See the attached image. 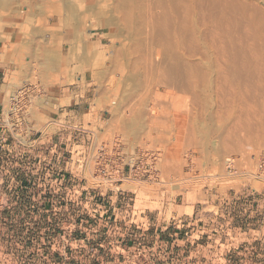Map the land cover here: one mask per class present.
<instances>
[{"label":"rangeland","instance_id":"1","mask_svg":"<svg viewBox=\"0 0 264 264\" xmlns=\"http://www.w3.org/2000/svg\"><path fill=\"white\" fill-rule=\"evenodd\" d=\"M27 1L0 4V41L6 37L0 48L8 51L14 45L18 47L17 61H29L24 76L17 73L19 65H13L15 86L7 93L9 100H2L0 112V264H35L42 259L40 255L48 256L41 264H264V169L261 178L252 175L257 161L264 160V10L258 16L247 10L251 26L245 22L241 26L244 32L240 28L243 37L250 27L255 39H248L254 46L246 43V36L241 41L252 53L258 50L251 53L256 59L247 60L249 53L242 55L243 62L247 60L242 74L252 75L249 80L255 84L245 88L252 99L242 88L251 99L249 106L256 110L252 109L254 116L250 107L246 109V98H242L244 103L235 99L242 93H235L234 88L229 91L224 83L216 84L215 74L210 86L188 80V87L186 79L166 71L169 61H163L164 68L152 72L154 75H138L132 68L135 76L130 78L129 70H123L137 54L142 55L138 45L144 35L142 19L149 16L151 21H162L158 16L163 17V7L171 17H181L185 9L181 1L186 5L188 0H174L180 1L172 3L179 4L178 13V7L170 4L173 0H162L160 8V0H132L125 7L130 11L118 8L114 16L120 24L129 22V26L123 24L132 32L126 34L128 39L111 35L120 25L104 27L109 16L97 14L101 8L112 7L114 0H102L92 9L87 8L94 4L92 0H53L59 7L56 12L50 0H32L40 6L31 4V8ZM241 1L259 5L256 0ZM148 5L152 8L149 15L145 12ZM155 22L148 32L160 40V23ZM168 33L165 37L170 35L172 40L184 38L173 27ZM89 40L99 43L95 57L89 47L88 52L84 49ZM182 51L177 50L181 60L186 52ZM52 54L58 56L57 62L46 65ZM9 56H3L5 64L11 63ZM158 56L156 60L162 53ZM257 75L261 86L253 80ZM240 80L245 81L239 78V84ZM95 98H99L98 104H94ZM240 102L244 109L238 107ZM236 106L252 117L247 112L241 113L247 119L240 117L242 111L235 112ZM230 107H234L232 115ZM143 153L153 156L152 161L146 160L151 163L150 174L132 176L127 166L123 170L121 164L119 170L109 166V174L117 182L96 184L103 157ZM227 154L245 159L241 169L248 174L226 176L223 160ZM20 190L24 196H12ZM93 191L104 192L106 197L95 196ZM176 203L185 205L186 214L193 211V215L189 225L182 218L180 234L167 236L168 240L158 231L164 216L158 219L156 211L167 218L176 216Z\"/></svg>","mask_w":264,"mask_h":264},{"label":"bare ground","instance_id":"2","mask_svg":"<svg viewBox=\"0 0 264 264\" xmlns=\"http://www.w3.org/2000/svg\"><path fill=\"white\" fill-rule=\"evenodd\" d=\"M8 1L9 0H0V4H2V5H9L10 4V2H9V4H8ZM12 1H14V0H12ZM27 1V0H26ZM32 1V0H31ZM30 0L29 1H27V2H25V4L27 5V3H28V5H27V7L30 5L31 6V4H32V6L34 5V6H36V7H38V6H40L39 4H38V6L37 5H35V4H33V1H32V3H30L31 2ZM37 1H39V0H37ZM41 1V0H40ZM43 1H46V0H43ZM48 1V0H47ZM53 0H50L49 1V3H52V4H54V2H52ZM93 2H94V4H92L91 6H88L87 8L88 9H92V8H96V7H98L97 6V4H99V3H101V1L102 0H92ZM131 1L132 0H114V5L112 6V7H104L105 9H106V11H104L102 8L100 9V10H97V14H105L106 13V15L107 16H109L108 18H106L105 17V19H106V23H104L103 24V26L104 27H109V26H119L118 27V29L119 30H117V32L116 33H111V35H121V37H122V39H126L127 38V36H126V34L128 35V33H130V35H132V32H131V30L130 29H128L129 31H126L127 29H125L124 28V25L123 24H127V22L126 23H121L120 24V21L117 19V17L116 16H114V12H118V8L119 9H124L126 6L129 8V6H128V4L129 3H131ZM146 1V0H145ZM144 1V2H145ZM151 1V0H150ZM161 2H159L160 3V5L158 4V6H159V8H160V6L162 5L163 6V3H164V1H162V0H160ZM170 1V0H169ZM181 1V0H180ZM180 1H176V2H179V4H180ZM183 1H187V0H183ZM241 1V0H240ZM254 1V0H253ZM16 2V1H15ZM35 2V1H34ZM137 2V1H136ZM175 1L173 0V1H171V3L170 4H172V3H174ZM175 2V3H176ZM242 2V1H241ZM239 2V0H188V3L185 5V3H183L182 1H181V3L182 4H184V7H182L181 5V7L184 9V10H182V11H184V13H183V15H181V17H178L179 15H177L176 14V11H174V13L177 15L176 17H171V15H170V11L168 12L167 10H165V8L163 7H161L162 9H164L163 11H162V9L160 10L161 12H163L162 13V15H163V17H161V16H158L159 18H161L160 20H162V21H164V22H162V21H159L156 17V19H157V21H159V22H155V21H151L150 20V18H149V16H146V19H142V23H143V27H144V30H143V32L142 33H144V37L142 36V38H139V40L140 39H142V40H140L139 41V43H138V45H139V48H142V50H140V51H142L141 53H142V55H138L137 54V56L136 57H134L135 59L134 60H132V61H130L128 64H129V67H127V65L123 68V70L125 69H128L129 70V72H128V77H133V76H135V74H133L132 73V71H131V69L133 68V69H135V72L138 74V75H140V73H144V74H151L152 72H156L157 70H159V69H161V68H164L163 66L161 67V64H163L164 62L163 61H169L168 63L169 64H167L166 65V68L165 69H167L166 71L167 72H174V74H176V76L177 77H179V78H181V77H183L184 79H186L187 81H186V83H187V86H188V80H189V83H190V81L191 82H193V84H198V85H201V84H206V85H208V86H210L209 84H211V83H214L213 82V80H211V78H212V74H215V77H214V79L215 78H217V80L218 81H216L217 83L216 84H218V82H220V83H224V85H226L227 86V88H228V86H230V88L228 89L229 91H230V89H232V88H234L236 91H235V93H238V92H240V93H242V96L244 95L243 94V89L242 88H244V90H245V88H247L248 87V89L249 88H252V87H254L255 86V84L254 83H252L249 79V77H252V75L251 76H249L250 75V72H249V77H247V75H245V74H242V73H244L242 70H245V68H246V65H244V63H246V61L247 60H249L250 58H252L251 57V49H250V47H251V45H252V43H253V41H249V39L251 40L252 39V37H253V35H254V33L252 34V37L250 36L251 35V33H252V31H251V29H249L248 27H247V29H245L246 30V43H248V41L249 42H251V44L249 45V43H248V45L250 46V47H247V45L246 44H243V40L245 39H243V37H245L244 35H243V37H242V35L241 34H244L243 32V30H242V28H241V26L246 22V24L245 25H249L248 23L251 21V13H249L250 14V16H248L247 15V10H249V11H251V10H253L254 12H252V14H255V16H258L260 13H263V10H264V0H256V4H259L258 6H252L253 5V3H255V2H251L252 3V5H249V4H246V3H244V2ZM11 3H13V2H11ZM30 3V4H29ZM45 4H46V2H44ZM137 3H139V2H137ZM141 3H143V2H141ZM146 3V2H145ZM144 3V4H145ZM148 3V2H147ZM146 3V4H147ZM19 3H17V5H18ZM41 4V3H40ZM179 4H176V6L174 5V4H172V5H174L173 7H174V9H175V7H178V9H176L177 10V13H178V11L180 10L179 9V6H177V5H179ZM256 4H254V5H256ZM20 5H22V4H20ZM19 5V6H20ZM44 5V4H43ZM135 5V4H134ZM137 5V4H136ZM31 6V7H32ZM155 6V5H154ZM157 6V5H156ZM186 6V7H185ZM5 8H6V6H4ZM10 7H11V5H10ZM31 7H28V8H31ZM43 7V6H42ZM42 7H39V8H42ZM52 7V11L53 12H56L55 11V9H59V7L56 5V4H54V6H51ZM9 8V7H8ZM14 8V7H13ZM17 8H18V6H17ZM16 8V9H17ZM128 8H125L126 10H128ZM172 8V7H171ZM32 9H34V8H32ZM131 9V8H130ZM130 9L128 10V11H130ZM137 10H138V8H136ZM145 9H147V10H145V12L147 11V15H149V10H151V9H149V5L147 6V8H145ZM30 10V9H29ZM140 10V9H139ZM142 10V9H141ZM172 10H173V8H172ZM27 11V10H26ZM34 11V10H33ZM121 11H123V13L124 14H122V15H126V12H124L125 10H121ZM132 11V10H131ZM181 11V12H182ZM248 11V12H249ZM30 12H31V10H30ZM116 12V13H117ZM138 12V11H137ZM141 12V11H140ZM180 12V11H179ZM130 13V12H129ZM129 13H127V15H129ZM136 13V12H135ZM142 13V12H141ZM27 14H30V13H27ZM41 14V13H40ZM137 14V13H136ZM156 14V13H155ZM185 14V15H184ZM118 15V14H117ZM144 14H142L141 16L142 17H145V16H143ZM145 15H146V13H145ZM154 15V14H153ZM138 16V15H137ZM140 16V15H139ZM253 16V15H252ZM254 16V17H255ZM261 16V15H260ZM131 17V16H130ZM66 18V17H65ZM122 19L124 18V17H121ZM127 18H129V16L127 17ZM199 18H200V20H199ZM255 18H257V17H255ZM261 18V17H260ZM260 18H257L258 20L260 19ZM262 18H263V16H262ZM120 19V18H119ZM131 19H133L132 17H131ZM139 19V18H138ZM124 20V19H123ZM122 20V21H123ZM128 19H126L125 18V21H127ZM146 20V21H145ZM263 19H261V21H262ZM131 21V20H130ZM140 21V20H139ZM144 21H145V23H144ZM255 21V20H254ZM154 22L156 23V24H158V23H160V24H158L159 26L157 27V28H159V29H157L158 31L157 32H159V34H161L160 36H162V38H164V39H160V40H155V38H153V36L151 35V34H149V32L151 31L150 30V25L152 24H154ZM162 22V23H161ZM256 22V21H255ZM140 23V22H139ZM258 23V22H257ZM263 23V22H262ZM128 24H129V22H128ZM127 24V25H128ZM162 24H164V25H167V27H164V26H162ZM259 24V23H258ZM264 24V23H263ZM97 25H100L101 26V23H98ZM127 25H125V26H127ZM136 25V24H135ZM140 25V24H139ZM262 25V24H261ZM129 26V25H128ZM138 26V25H137ZM136 26V27H137ZM249 26H251V25H249ZM256 27L257 26H259V27H262V26H260V25H255ZM142 27V28H143ZM174 28V32H176L179 36H184V38H185V40L183 41V39L184 38H181V40L180 39H178V37H174V40H172L171 38H168L170 35H168L167 37H165L167 34H170V33H168L170 30H171V28ZM259 27L257 28L258 30H259ZM263 27H264V25H263ZM36 28V27H35ZM37 28H39V27H37ZM149 30H148V29ZM240 28H241V30L243 31H240ZM246 28V27H245ZM40 29V28H39ZM140 30V33H141V28L139 29ZM250 30V31H249ZM35 31V30H34ZM37 31V30H36ZM35 31V32H36ZM138 31V29H136V32ZM149 31V32H148ZM234 31V32H233ZM248 31H249V34L247 35V33H248ZM38 32H40V31H38ZM240 32H241V34H240ZM251 32V33H250ZM138 33H139V31H138ZM105 34H109V32H107V33H105ZM139 35V34H138ZM256 35V34H255ZM261 36H263V35H261ZM261 36H259V37H261ZM131 37V36H130ZM129 37V38H130ZM138 37V36H137ZM159 37V36H158ZM241 37H242V39H241ZM249 38V39H248ZM254 39H255V37H253ZM264 38V37H263ZM263 38H261V40L263 39ZM128 39V38H127ZM131 39V38H130ZM161 40H163V41H161ZM242 40V41H241ZM248 40V41H247ZM161 41V42H160ZM255 41V40H254ZM239 43H242V45H240ZM256 43L258 44V42H257V40H256ZM255 43V46L257 45ZM263 43V41L260 43V44H262ZM121 44V43H120ZM84 46H85V51L86 52H88V51H92V55H93V57H95V54H98V51H97V49L99 48V43H95V41H93V40H89V41H86V43L85 44H83ZM135 45H137V44H135ZM243 45H244V47H243ZM252 46H254V45H252ZM261 46H263V45H261ZM33 47V46H32ZM36 47V46H35ZM38 47V46H37ZM88 47L90 48V50H88ZM135 47H138V46H135ZM183 49H182V48ZM245 47H247V48H245ZM244 48L245 49H248L249 48V50H250V52H245L246 50H244ZM37 49L38 48H36V49H34V51L36 50L37 51ZM137 49V48H136ZM178 49H180V51H182V50H184V51H182V52H187V54H186V52H185V58L184 59H182L181 60V58H179V56H178V52H177V50ZM182 49V50H181ZM254 49V48H253ZM256 49V48H255ZM88 50V51H87ZM134 50V49H133ZM164 50V53L162 52ZM97 51V52H96ZM258 51V50H257ZM257 51H254L252 54L253 55H255V53L257 52ZM264 51V50H263ZM131 52H133V54L135 53L134 51H132L131 50ZM137 52V51H136ZM101 53V52H100ZM138 53H139V50H138ZM160 53H162V56H161V58L160 59H158V60H156V58H159V54ZM244 53H249V55H248V57H247V54H246V58H247V60L245 61V62H243L244 60H245V58H244V56H245V54ZM258 53V52H257ZM264 53V52H263ZM36 54H38V52H36ZM51 55V54H50ZM54 57H52L53 59L52 60H49V63H47L46 65H53L55 62H57V59H58V56L56 55V54H52ZM131 55V54H130ZM182 55V54H181ZM242 55H244V56H242ZM252 55V56H253ZM258 55V54H257ZM38 56V55H37ZM47 56V54L45 55V57ZM101 56V55H100ZM156 56H158V57H156ZM250 56V57H249ZM259 56V55H258ZM261 56V55H260ZM243 57V58H242ZM253 57H255V56H253ZM47 58V57H46ZM48 58H49V56H48ZM97 58V57H96ZM249 58V59H248ZM258 58V57H257ZM50 59H51V57H50ZM252 59H256V58H252ZM128 60V59H127ZM263 60V59H262ZM255 61H257V60H255ZM258 61H259V59H258ZM257 61V62H258ZM261 61V60H260ZM259 61V62H260ZM251 62H252V60H251ZM250 61H249V65H250V63H251ZM256 62V63H257ZM259 62L257 63V65L259 64ZM98 63V62H97ZM252 63H255V62H252ZM251 63V64H252ZM262 63H264V62H262ZM94 64V63H93ZM42 65V64H41ZM94 65H96V64H94ZM98 66V65H97ZM168 66V67H167ZM245 66V67H244ZM255 66V65H254ZM260 66H262V65H260ZM263 66H264V64H263ZM243 67H244V69H243ZM251 67H252V65H251ZM250 68V67H249ZM254 69H255V67H253ZM259 68V67H258ZM261 68V67H260ZM57 69V68H56ZM95 69V68H94ZM164 69V70H165ZM162 71L163 73H165V71ZM260 70H263V67L260 69ZM259 70V71H260ZM127 71V70H126ZM254 71H256V69L254 70ZM159 72V71H158ZM157 72V73H158ZM258 72V71H257ZM262 72H264V71H262ZM94 73H95V75H94ZM94 73H93V75L94 76H96V71H94ZM98 73H99V71H98ZM171 73H169V74H171ZM251 73L253 74V71H251ZM258 73H261V72H258ZM257 73V74H258ZM153 74V73H152ZM159 74V73H158ZM162 74V73H161ZM168 74V73H167ZM255 74V73H254ZM253 74V75H254ZM262 74V73H261ZM100 75V74H99ZM154 75V74H153ZM243 75H245V76H243ZM260 75V74H259ZM164 76V75H163ZM173 76V75H172ZM171 76V78H174V77H172ZM262 76V75H261ZM97 77H99V76H96V78ZM138 77V76H137ZM146 77V76H145ZM160 77V76H159ZM136 78V77H135ZM148 78V77H147ZM183 78H181V79H183ZM220 78V79H219ZM235 78H237V80L235 79ZM239 78H241V79H244L245 81H242V80H240V84H239ZM262 78H263V76H262ZM184 79H183V81H184ZM233 79H235V80H233ZM256 79H259V77H258V75H257V77H255V79H254V76H253V80H255V81H258V80H256ZM173 79H171V81H172ZM176 80H177V78H176ZM220 80H222V81H220ZM252 80V81H253ZM99 81V80H98ZM132 81V80H131ZM163 81V80H162ZM167 81V80H166ZM167 82L168 84H173V82ZM180 81H182V80H180ZM254 81V82H255ZM136 82V81H135ZM261 81L259 80L258 81V85H260L259 83H260ZM139 83V82H138ZM161 83V82H160ZM183 83V82H182ZM256 83V82H255ZM134 84H136V83H134ZM185 84V83H184ZM183 84V85H184ZM221 84V85H222ZM227 84H229V85H227ZM164 85H165V82H164ZM167 85V84H166ZM219 85V84H218ZM138 86V85H137ZM182 86V85H181ZM196 86V85H195ZM242 86V87H241ZM261 86V85H260ZM264 86V85H263ZM189 87V86H188ZM187 87V88H188ZM190 87H192L191 85H190ZM201 87H202V85H201ZM222 87H223V85H222ZM241 87V88H240ZM107 88V87H106ZM212 88H213V86H212ZM224 88V87H223ZM238 88H239V90L240 91H238ZM207 89V88H206ZM217 89V88H216ZM226 89V88H225ZM178 90V89H177ZM188 90V89H187ZM193 90V89H192ZM215 90V89H214ZM258 90H259V88H258ZM199 91H200V88H199ZM202 91L203 90H201V93H202ZM211 91V90H210ZM246 91V94H248L247 93V89L245 90ZM254 91V90H253ZM260 91H262L261 89H260ZM182 92V91H181ZM186 92V91H185ZM222 92V91H221ZM234 92V91H233ZM264 92V90L262 91V93ZM152 93V92H151ZM190 93H191V91H190ZM189 93V94H190ZM201 93H199V95L201 94ZM216 93V92H215ZM227 93H229V92H227ZM226 93V94H227ZM251 93V92H250ZM250 93H249V95L248 96H250ZM261 93V94H262ZM254 96H257L256 94H254V93H252ZM258 94V93H257ZM264 94V93H263ZM217 95V94H216ZM224 95V94H223ZM230 94H228V96H229ZM233 95V93L230 95V96H232ZM239 95V94H238ZM149 96H151V95H149ZM226 96V95H225ZM229 96V97H230ZM241 95L238 97V96H236V100L239 98H241L240 99V101L242 102V98L244 99V98H246V96L244 95L243 97H242ZM247 96V97H248ZM261 96V95H260ZM259 96V97H260ZM264 96V95H263ZM189 97V96H188ZM203 97V96H202ZM207 97V96H206ZM213 97V96H212ZM222 97V96H221ZM234 97V96H233ZM233 97H231L230 99H232ZM252 97V95L250 96V98ZM258 97V98H259ZM208 98V97H207ZM216 98H217V96H216ZM219 98V97H218ZM227 98V97H226ZM246 98V100H245V103H247L246 105H247V108L246 109H248L249 110V107H250V113H251V111H252V115H254L255 116V114L253 113V110L254 111H256L255 110V108H252L251 109V106H249V104L248 103H250V100L253 98ZM257 98V97H256ZM188 99V98H187ZM192 99H194V97L192 98ZM201 99V98H200ZM239 99H238V101H239ZM248 99H250L249 100V102H248ZM196 100V99H195ZM227 100V99H226ZM229 100V99H228ZM236 100H235V102H236ZM244 100H243V102L242 103H244ZM262 100V99H261ZM199 101V100H198ZM198 101H196V102H198ZM203 101H205V100H203ZM216 101H217V99H216ZM230 101V100H229ZM258 102V99H256L255 100V102ZM226 102V101H225ZM232 102V101H231ZM230 102V103H231ZM241 102H240V104H241ZM252 102V101H251ZM189 103V102H188ZM191 103V102H190ZM198 103H200V101L198 102ZM236 103H238V102H236ZM236 103H232V104H236ZM262 103V102H261ZM226 104V103H225ZM229 103H227L226 105H228ZM239 104V105H240ZM251 104V103H250ZM255 104H257V103H255ZM201 106H202V108H203V105H202V103L200 104ZM199 105V106H200ZM238 105V107H240L241 109H244V105H243V108H242V104H241V106H239ZM205 106V105H204ZM207 106V105H206ZM205 106V108H207ZM209 106H211V104H209ZM231 106H233V105H231ZM258 106V105H257ZM160 107V106H159ZM217 107H219V106H217ZM225 107V106H224ZM227 107H229V106H227ZM238 107L236 106L235 108H237L236 109V111L235 112H239V110L240 109H238ZM252 107H254V106H252ZM258 107H260V106H258ZM212 108V107H211ZM216 108V107H215ZM261 108V107H260ZM259 108V109H260ZM200 109V108H199ZM217 109V108H216ZM232 109L234 110V107H232ZM231 109V107H230V110H228V111H230V115H232L231 114V112L233 113V111H231L232 110ZM222 110V109H221ZM223 110H224V108H223ZM261 110V109H260ZM226 111V110H225ZM240 111H242V110H240ZM234 112V114L236 115L237 113H235ZM244 112V110L242 111V112H239L238 114L240 115V117H242V116H244V117H246V119H247V115H249L250 116V113L249 112H247V110H245V112H247L246 114L247 115H242L241 116V113H243ZM244 112V113H245ZM226 113V112H225ZM224 112H223V114H225ZM256 113V112H255ZM207 114V113H206ZM216 114V113H215ZM218 114V113H217ZM217 114H216V116H217ZM158 116V115H157ZM219 116H221V115H219ZM227 116H229L228 114H227ZM156 117V116H155ZM233 117V116H232ZM234 117H237V115L236 116H234ZM239 117V116H238ZM250 117H252V116H250ZM256 117H257V115H256ZM201 118V117H200ZM220 117H218V119H219ZM221 118H223V117H221ZM228 120H229V118L228 117H226ZM250 119V118H249ZM213 120V119H212ZM220 120V119H219ZM245 120V119H244ZM224 121H226V120H224ZM223 121V122H224ZM235 121V120H234ZM132 122V121H131ZM222 122V123H223ZM237 122H239V121H235V123H237ZM264 122V121H263ZM204 123V122H203ZM234 123V122H233ZM240 123V122H239ZM230 124H232V123H230ZM246 125V124H245ZM252 125V124H251ZM209 126V125H208ZM215 126V125H214ZM248 126H250V124L249 125H247V127ZM240 127H242V126H240ZM214 128V127H213ZM213 128H211V129H213ZM216 128V127H215ZM215 128H214V130H215ZM217 128H218V126H217ZM211 131V130H210ZM218 131V130H217ZM229 132H230V130H229ZM236 133V132H235ZM208 134V133H207ZM260 134V133H259ZM214 135V134H213ZM236 135V134H235ZM239 135V134H238ZM237 135V136H238ZM228 136V135H227ZM230 136V135H229ZM234 138V137H233ZM238 138H239V136H238ZM240 140V139H239ZM238 140V141H239ZM226 141H227V139H226ZM224 142H225V140H224ZM223 142V143H224ZM234 142H235V140H234ZM222 144V143H221ZM225 144V143H224ZM229 144V143H228ZM230 145H231V143H230ZM230 145H227V146H230ZM215 146H217V145H215ZM227 146H224V147H227ZM232 147V146H231ZM218 150V149H217ZM219 151V150H218ZM217 151V152H218ZM212 154H215L214 152L212 153ZM228 155V154H227ZM229 156V155H228ZM227 156V157H228ZM231 156V155H230ZM213 157V156H212ZM214 157H216V156H214ZM226 157L224 158V160H223V168H225L224 167V165L226 164ZM225 163V164H224Z\"/></svg>","mask_w":264,"mask_h":264},{"label":"crops","instance_id":"3","mask_svg":"<svg viewBox=\"0 0 264 264\" xmlns=\"http://www.w3.org/2000/svg\"><path fill=\"white\" fill-rule=\"evenodd\" d=\"M0 19H1V17H0ZM2 34L3 33H0V35H2ZM4 40L6 41L5 35L3 36V39L0 41V46L1 45L3 46V44L5 43ZM13 46H10L8 51L0 48V112H3L2 100H4L8 96L7 93L9 91H11L13 89V87L15 86V84L13 83V81L15 80V75L12 73V70L14 68L13 65L16 64V63L19 65V70L17 71V73H19L21 76L26 75V69L29 66V61L24 62V61H22L20 59L17 61L18 47H16V46L13 47ZM10 54H11V56H9L7 60H9L11 63L10 64H5L3 62V59H4L3 56L5 55V58H6V55H10ZM84 59H86V58L84 57ZM6 68H8V70ZM84 74H85V72H84ZM7 99L9 100V97H7L6 100ZM93 101H94V104H98L100 100H99V98H95V100H93ZM65 111H66L65 113L67 115L71 114V111L70 112L68 110H65ZM48 112H50V109H48L46 111L47 115L49 114ZM74 128H76V127H74ZM76 129L78 131H81L80 128H76ZM37 145H39V144H35V146H37ZM37 147H40V146H37ZM93 187L96 188V186H93ZM93 192H96V191H93ZM24 193H25L24 191L20 190L19 192L18 191H15V192L13 191L11 194H12V196H16L17 197V196H24ZM93 194L95 196H98V197H100V196L101 197H106V196H104L105 193L101 192V191L93 193ZM111 194L112 193H110V195ZM0 197H2L1 194H0ZM174 206L176 207V211L178 212L176 214V216L172 215V216H168V218H167V216H165L164 213L161 214V211H156L158 219L161 218L160 215L164 216L161 219L163 224L161 225V227L159 228L158 231H159L160 234H162L166 238H167V236H171L172 234L176 235L179 232H181V230H180L181 228L180 227H183V225H184V224H182V225L180 224L181 219L184 218V222L186 221V225H189V221L191 220L192 215H193V211L190 214L191 217L189 216V214H186V212H185L186 206L185 205L176 203V204H174ZM192 207L194 209V206H192ZM206 213L207 212H205L204 214H206ZM200 214L203 215V211H201ZM158 226H159V224L156 225V229H157ZM170 232H172V233H170ZM40 257L42 259H45L48 256L47 255L46 256L40 255ZM42 259H39V261L37 263H35V264H41ZM109 264H111V263H109Z\"/></svg>","mask_w":264,"mask_h":264},{"label":"built area","instance_id":"4","mask_svg":"<svg viewBox=\"0 0 264 264\" xmlns=\"http://www.w3.org/2000/svg\"><path fill=\"white\" fill-rule=\"evenodd\" d=\"M103 157L102 163L98 166V173H97V185H100L102 183H116V181L113 180L112 176L109 174L108 167L116 168V170H119L117 167L121 164L122 169L124 167H128V171L130 175L135 176L136 173H140L142 175L144 174H150L151 173V163H147L146 160H153V156L150 154H136V155H130L123 157L121 155L115 156V158H105ZM102 159V158H101ZM226 164L224 165V171L226 176L233 177L237 176L241 173H247L248 171H242L241 167L245 166V159H243L240 156H228L226 157ZM264 169V160H258L256 165V171L252 173L253 176L257 178H261V173ZM251 174V172H249Z\"/></svg>","mask_w":264,"mask_h":264}]
</instances>
